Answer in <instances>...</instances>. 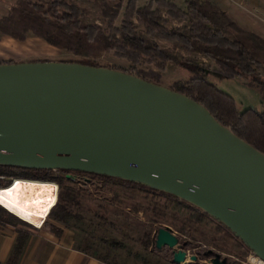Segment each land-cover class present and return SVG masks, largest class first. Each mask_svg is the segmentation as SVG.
I'll use <instances>...</instances> for the list:
<instances>
[{"label": "water", "instance_id": "obj_1", "mask_svg": "<svg viewBox=\"0 0 264 264\" xmlns=\"http://www.w3.org/2000/svg\"><path fill=\"white\" fill-rule=\"evenodd\" d=\"M0 166L96 174L175 196L264 261V153L199 102L131 73L0 63ZM156 245L189 264L169 228Z\"/></svg>", "mask_w": 264, "mask_h": 264}, {"label": "trees", "instance_id": "obj_2", "mask_svg": "<svg viewBox=\"0 0 264 264\" xmlns=\"http://www.w3.org/2000/svg\"><path fill=\"white\" fill-rule=\"evenodd\" d=\"M98 1L101 3L105 26L89 23L87 21L89 12L78 6L73 0H18L11 8L9 15L0 19V36L24 43L31 35L68 55V57L59 60L41 59L28 62L59 61L116 69L98 61L103 54L112 52L116 58L124 59L130 64L129 71L125 72L159 85H162L161 73L166 72L169 64L173 63L177 67L187 70L189 76L183 82H176L170 89L205 106L219 122L231 128L241 139L264 153V111L259 112L252 108L242 111L235 99L212 81L209 66H199L191 60H185L162 48L154 41V39L167 41L182 48L186 53L210 59L219 67L216 72L223 77H239L251 87H262L264 79L260 70L264 71L263 37L241 28L223 10L208 0H185V10L168 0H152L143 7L139 6L138 0ZM162 9H166L167 15L172 19L183 21V27L169 28ZM119 19L121 20L120 24H118ZM21 62L26 61L10 63ZM70 173L141 189L150 199L165 198L172 205L174 211L189 215V219L199 223L211 219L200 209L188 205L175 196L137 183L83 172L0 166V176L58 183L60 187L58 200L50 209L47 207L44 214L50 212V219L65 225H71L73 221L77 223L82 221L72 211V207L77 203L74 188L65 184L67 174ZM4 184V182L0 183V189L10 185V183ZM6 196L15 202L12 199L16 197L15 194L7 192ZM15 203L37 213L18 202ZM146 210L151 212L149 222L156 228V236L150 243L151 247L147 246V249L151 250V255L154 254V256L162 258L165 264H175L172 249L157 247V235L160 229L169 228L163 226L166 224V222L164 223L165 217H170L172 224L180 225L178 228L181 236L186 233L185 227L175 215H168L163 207L152 200ZM0 224L23 225L38 229L17 218L1 206ZM44 226L55 233L60 232L48 220L44 222ZM19 230L13 251L15 260L21 255L29 238L27 230ZM84 244L87 245L84 246ZM180 245L184 250L195 247L193 242L187 240H180ZM81 246L85 251L109 263L115 264L113 259L120 256L115 254L110 247L103 249L99 246L93 249V244L88 240L81 242ZM200 255L203 259H212L216 256L210 250L200 252ZM147 257L138 254L134 259L147 260L149 259ZM224 260H226L224 264H236L230 259ZM123 264H128L127 260ZM156 264L161 263L158 261Z\"/></svg>", "mask_w": 264, "mask_h": 264}, {"label": "rangeland", "instance_id": "obj_3", "mask_svg": "<svg viewBox=\"0 0 264 264\" xmlns=\"http://www.w3.org/2000/svg\"><path fill=\"white\" fill-rule=\"evenodd\" d=\"M17 1L18 0H0V19L9 15L11 8ZM73 1L89 12L87 17L89 23L105 26L100 1ZM150 1L152 0H138V4L143 7ZM181 2L182 6L185 5V0ZM162 12L164 18L167 20V26L169 28L175 29L183 27V21L169 17L166 9H162ZM120 23L121 20L119 19L118 24ZM154 41L162 48L179 55L185 60H191L199 66H209L211 68L210 75L212 81L221 90L232 96L242 111L248 108L255 109L259 112L264 111L263 85L262 87H251L239 77H223L216 72L219 67L210 59H206L201 55L186 53L182 48L167 41L160 39H154ZM66 57H68V55L65 52L48 46L43 41L31 35L24 43L17 42L12 38L0 36V63L17 61L28 62L41 59L59 60ZM98 61L103 64L111 65L120 71H129L130 69L128 61L116 58L112 52L103 54ZM260 73L264 79V71L260 70ZM161 74V83L168 88L174 87L176 82L185 81L189 76L187 70L179 68L173 63L169 64L167 71ZM68 175L69 178L66 177L65 184L74 188L77 198V203L72 207V211L78 215L82 221L78 223L73 221L71 225H65L50 219V212L47 214L44 213H46L47 207L50 209L53 205L44 198L39 197L37 189L27 187L22 182L18 181L14 184V181H12L8 187L2 188L1 190H3L5 194L7 192L15 194L17 198H12L15 202L20 203L32 211L44 214L46 216V221L48 220L51 222L60 232L55 233L51 229L45 227L44 224L38 229H32L23 225L11 226L15 227L17 230L23 229L31 231L46 229L57 236L61 235L63 230H71L75 232L77 238H79V242L88 240L93 244V249L99 246L103 249H107L108 247L112 248L115 254L120 255L113 259L115 264H123L126 260L128 264H156L158 261L161 264H165L162 258L156 257L154 254L151 255V250L147 249L151 247L150 243L156 236L155 225L149 222L151 212L146 210L152 200L163 207L168 215H175L178 221L185 227L186 233L181 236L178 228L180 225L177 226L176 223L172 224L170 217L164 218V223L166 222V224H163V226L169 227L180 240H187L194 243L195 247L187 248L185 251L199 258L197 264H205L206 262L211 263V260L215 258L203 259L200 252L207 250L221 256V261L230 259L236 264H241V262L245 261L251 254L239 240L234 238L226 229L221 228L214 220L206 219L199 223L193 219H189V215L174 211L172 205H170L165 198L158 197L150 199L141 189H134L115 182H105L91 176H83L74 173L67 174V176ZM57 176L60 175L57 174ZM3 182L5 183L4 185L10 183L0 180V183ZM55 184L58 185L59 196L60 187L58 183ZM85 245L87 244H84V246ZM138 254L146 255L149 259H134ZM187 262H191L190 259H188Z\"/></svg>", "mask_w": 264, "mask_h": 264}, {"label": "crops", "instance_id": "obj_4", "mask_svg": "<svg viewBox=\"0 0 264 264\" xmlns=\"http://www.w3.org/2000/svg\"><path fill=\"white\" fill-rule=\"evenodd\" d=\"M168 1L186 9L181 5L182 0ZM208 1L223 10L241 28L264 38V0ZM19 231L11 225L0 224V264H113L85 251L71 230H63L59 236L46 229L27 230L28 241L15 260L13 251Z\"/></svg>", "mask_w": 264, "mask_h": 264}, {"label": "bare ground", "instance_id": "obj_5", "mask_svg": "<svg viewBox=\"0 0 264 264\" xmlns=\"http://www.w3.org/2000/svg\"><path fill=\"white\" fill-rule=\"evenodd\" d=\"M22 182L27 187H31L38 190V196L44 198L53 206L57 202L58 196V185L53 182H44L38 180H27V179H18L14 180V184ZM0 204L4 206L7 210L14 213L16 216L21 219L35 225L36 227H42L46 221V216L44 214H38L31 212L17 203L10 200L3 190L0 189Z\"/></svg>", "mask_w": 264, "mask_h": 264}, {"label": "built area", "instance_id": "obj_6", "mask_svg": "<svg viewBox=\"0 0 264 264\" xmlns=\"http://www.w3.org/2000/svg\"><path fill=\"white\" fill-rule=\"evenodd\" d=\"M0 180H3V181H8V182H10V184L12 183V181H14V179H12V181H11V178H7V177H5V176H0ZM187 252V255H188V257H187V260L188 259H190V261L191 262H188L189 264H197L198 263V257H197V261H192L191 260V257L192 256H195V255H190L189 254V252L188 251H186ZM205 264H214V259H212L211 260V263L209 262H206ZM241 264H264V261L263 260H261L259 257H257V256H255V255H253L252 253L249 255V257L248 258H246V260L245 261H242L241 262Z\"/></svg>", "mask_w": 264, "mask_h": 264}, {"label": "flooded vegetation", "instance_id": "obj_7", "mask_svg": "<svg viewBox=\"0 0 264 264\" xmlns=\"http://www.w3.org/2000/svg\"><path fill=\"white\" fill-rule=\"evenodd\" d=\"M13 178H11V181H12Z\"/></svg>", "mask_w": 264, "mask_h": 264}]
</instances>
